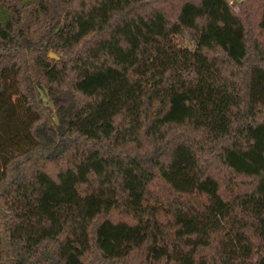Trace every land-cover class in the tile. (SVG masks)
I'll return each instance as SVG.
<instances>
[{"label": "trees", "instance_id": "16d2710c", "mask_svg": "<svg viewBox=\"0 0 264 264\" xmlns=\"http://www.w3.org/2000/svg\"><path fill=\"white\" fill-rule=\"evenodd\" d=\"M0 264H264V0H0Z\"/></svg>", "mask_w": 264, "mask_h": 264}, {"label": "rangeland", "instance_id": "374dc122", "mask_svg": "<svg viewBox=\"0 0 264 264\" xmlns=\"http://www.w3.org/2000/svg\"><path fill=\"white\" fill-rule=\"evenodd\" d=\"M239 1H240V0H239ZM237 2H238V1H237ZM179 43L182 44L183 46L189 48V49H192V45H191V43H189L185 38L179 40ZM49 53H51V52H49ZM12 99H13V100H16V96L13 95V96H12ZM43 99H44L45 103H47V104L50 103V102L44 97V95H43Z\"/></svg>", "mask_w": 264, "mask_h": 264}, {"label": "water", "instance_id": "95a60500", "mask_svg": "<svg viewBox=\"0 0 264 264\" xmlns=\"http://www.w3.org/2000/svg\"><path fill=\"white\" fill-rule=\"evenodd\" d=\"M235 1H239V0H235ZM48 56H49L50 58H57L53 53H49Z\"/></svg>", "mask_w": 264, "mask_h": 264}]
</instances>
